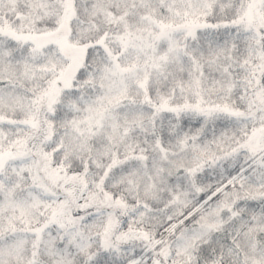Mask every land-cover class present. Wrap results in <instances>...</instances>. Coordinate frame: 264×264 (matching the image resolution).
Returning <instances> with one entry per match:
<instances>
[{"label": "snow or ice", "instance_id": "6c2138e0", "mask_svg": "<svg viewBox=\"0 0 264 264\" xmlns=\"http://www.w3.org/2000/svg\"><path fill=\"white\" fill-rule=\"evenodd\" d=\"M0 264H264V0H0Z\"/></svg>", "mask_w": 264, "mask_h": 264}]
</instances>
